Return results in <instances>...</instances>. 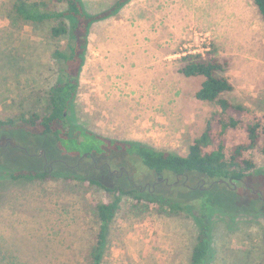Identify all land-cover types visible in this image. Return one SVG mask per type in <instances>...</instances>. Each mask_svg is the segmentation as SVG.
Masks as SVG:
<instances>
[{
  "label": "rangeland",
  "instance_id": "374dc122",
  "mask_svg": "<svg viewBox=\"0 0 264 264\" xmlns=\"http://www.w3.org/2000/svg\"><path fill=\"white\" fill-rule=\"evenodd\" d=\"M13 1L0 0V119L42 111L46 92L58 79L52 53L69 39L51 38L53 21L15 20ZM43 1H52L58 11L67 9L57 0ZM118 1L80 0L88 16ZM64 21L70 27L71 20ZM212 51L228 60L218 75L233 89L222 97L263 115L264 27L252 0H127L115 14L89 24L66 134L79 127L107 140L184 156L214 105L194 98L202 77H184L177 70L186 55ZM71 142L68 150L76 144ZM253 160L256 167L244 184L195 188L162 178L156 182L123 153L73 157L60 151L50 135L0 132V264H88L99 227L96 205L113 197L118 208L108 224L102 264H188L203 223L210 241L204 264L261 262L264 160ZM20 169L49 170L56 178L25 182L4 175ZM61 173L193 208L178 214L143 211L125 193L64 180ZM146 183L153 186L144 188ZM203 196L213 199L214 210L206 217L195 200Z\"/></svg>",
  "mask_w": 264,
  "mask_h": 264
},
{
  "label": "trees",
  "instance_id": "16d2710c",
  "mask_svg": "<svg viewBox=\"0 0 264 264\" xmlns=\"http://www.w3.org/2000/svg\"><path fill=\"white\" fill-rule=\"evenodd\" d=\"M57 1L66 4L65 12L54 9L51 6L52 1L14 0L11 4L15 20L28 24H44L53 21L56 24L50 28L51 38L68 36L69 39L64 48H55L52 53L58 66V79L46 92L42 111H30L0 119V132L24 130L31 136L50 135L60 151L73 157L80 158L84 152H87L88 157L123 153L136 161V168L139 171H143L146 176L149 174L155 176L156 182L162 178L165 182L172 180L173 183L181 182L185 186H195V188L196 186L206 187L207 184L218 180H223L229 185L245 183L247 176L256 167L253 157L258 156L264 160V114L258 116L243 105L234 104L222 97L233 89L227 78L218 75L228 68V60L217 59L213 51L204 55H186L181 59L177 70L184 77H202L203 81L195 92L194 98L214 105V110L203 132L192 141L184 156L157 151L138 143L107 140L81 130L79 127L74 128L72 135L66 134L67 112L79 87L78 76L86 51L89 24L94 20L115 14L127 0H119L112 8L96 16L86 15L80 0ZM252 2L261 16L264 27V0H252ZM65 18L71 20L70 27L65 23ZM77 131L80 134L76 136ZM71 141H76V144L68 150ZM4 175L10 180L25 182L56 178L49 170L20 169L6 172ZM60 176L64 180H77L112 194L122 192L118 187H107L91 177H75L67 173H61ZM122 193L129 195L135 201L134 208L143 211L157 210L168 214H178L193 208L192 205L172 198H162L156 194L145 197L137 189ZM195 200L204 217L209 216L214 210L211 197L203 196ZM117 208V197H113L109 202L100 201L96 205L95 214L99 227L95 244L89 252L88 264H102L107 245L108 224L112 221ZM260 211L264 217V204L260 207ZM209 251V226L203 223L191 249L188 264H204ZM256 264H264V260Z\"/></svg>",
  "mask_w": 264,
  "mask_h": 264
},
{
  "label": "water",
  "instance_id": "95a60500",
  "mask_svg": "<svg viewBox=\"0 0 264 264\" xmlns=\"http://www.w3.org/2000/svg\"><path fill=\"white\" fill-rule=\"evenodd\" d=\"M158 181H160V178L158 179ZM217 183L218 184H226L225 181H223V180H218ZM175 184H177V182H175ZM233 185H234V183H233ZM246 186L248 187V185H246Z\"/></svg>",
  "mask_w": 264,
  "mask_h": 264
},
{
  "label": "flooded vegetation",
  "instance_id": "af4514ba",
  "mask_svg": "<svg viewBox=\"0 0 264 264\" xmlns=\"http://www.w3.org/2000/svg\"><path fill=\"white\" fill-rule=\"evenodd\" d=\"M231 185L233 186V187H235V183H234V185H233V183H231ZM153 185H150V184H146L144 187H152Z\"/></svg>",
  "mask_w": 264,
  "mask_h": 264
}]
</instances>
